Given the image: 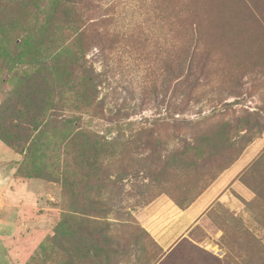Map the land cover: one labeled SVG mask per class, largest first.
I'll return each mask as SVG.
<instances>
[{
	"label": "rangeland",
	"instance_id": "1",
	"mask_svg": "<svg viewBox=\"0 0 264 264\" xmlns=\"http://www.w3.org/2000/svg\"><path fill=\"white\" fill-rule=\"evenodd\" d=\"M0 264H264V0H0Z\"/></svg>",
	"mask_w": 264,
	"mask_h": 264
},
{
	"label": "crops",
	"instance_id": "2",
	"mask_svg": "<svg viewBox=\"0 0 264 264\" xmlns=\"http://www.w3.org/2000/svg\"><path fill=\"white\" fill-rule=\"evenodd\" d=\"M246 157L238 158L221 173L213 186L208 188L197 200L185 209L179 208L168 196L161 195L147 205L141 212V219L151 235L166 248L172 247L182 232L190 226L205 203L213 196L220 181L233 177L245 164ZM245 197H251V191L241 184L233 183ZM176 240V241H175Z\"/></svg>",
	"mask_w": 264,
	"mask_h": 264
},
{
	"label": "trees",
	"instance_id": "3",
	"mask_svg": "<svg viewBox=\"0 0 264 264\" xmlns=\"http://www.w3.org/2000/svg\"><path fill=\"white\" fill-rule=\"evenodd\" d=\"M85 74H87V71H86V70H84V75H85ZM84 75H83V76H84ZM87 80L90 81V77H88ZM30 84H31V88H34V83L31 82ZM85 84H86V81H85ZM85 84H84V85H85Z\"/></svg>",
	"mask_w": 264,
	"mask_h": 264
}]
</instances>
